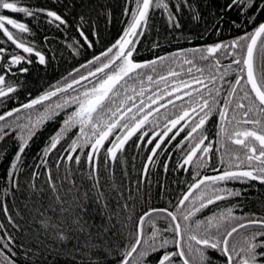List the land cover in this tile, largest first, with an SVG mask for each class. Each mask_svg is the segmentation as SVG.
Instances as JSON below:
<instances>
[{"label": "trees", "instance_id": "1", "mask_svg": "<svg viewBox=\"0 0 264 264\" xmlns=\"http://www.w3.org/2000/svg\"><path fill=\"white\" fill-rule=\"evenodd\" d=\"M143 1L21 0L29 9L25 21L39 24L47 63L26 77L0 115L68 81L71 86L0 122V264H122L150 211L125 264H264V191L238 181L230 190L201 186L182 204L196 171L177 163L194 143L184 153L174 151L168 164L155 152L145 169L153 147L147 137L111 157L112 130L106 131L134 104L123 122L139 119L151 86L160 87L169 72L175 79L187 78L192 66L210 72L215 99L227 98L237 74L217 62L206 67L208 58L243 59L264 21V0H152L129 47L133 60L151 62L125 75L94 112L85 113L101 81L124 73V57L97 68L118 54ZM253 66L264 89V33ZM161 118L162 111L144 129ZM101 134L107 142L96 153L97 146L91 148Z\"/></svg>", "mask_w": 264, "mask_h": 264}, {"label": "flooded vegetation", "instance_id": "2", "mask_svg": "<svg viewBox=\"0 0 264 264\" xmlns=\"http://www.w3.org/2000/svg\"><path fill=\"white\" fill-rule=\"evenodd\" d=\"M27 12L29 9L22 6L21 0H0V95L3 93L0 96V108L8 107L13 103L11 101L21 90V85L26 77L40 65L45 66L47 63V56L39 44L40 35L36 28L39 24L35 22L30 27L23 18ZM46 13L50 15L52 12ZM216 47L210 48V51ZM231 52L229 53L231 54ZM245 57L246 54L242 60L240 58L229 60L230 57H226L221 61L218 57L208 58L210 63L206 67H214L213 62H217L220 67L225 70H234L232 73L237 74L228 97L221 100L218 97L215 99L212 87L216 85V82L214 78L210 77L212 75L210 72L196 73V68L192 66L189 67L191 73L186 76L187 78L175 79L176 72L166 73L160 87L156 89L151 86V91L146 96L148 103L145 108L147 111L139 119L131 123L123 122L128 113L134 109V104L120 110V114L113 123L107 124L106 131L110 128L112 130V144L108 145V150L110 151L138 120L158 106L165 104L164 107L153 113L144 122V125L161 111L163 118L150 124L146 129L143 125L128 143L135 138H139L140 141L147 137L148 142L153 144L152 150L158 145L156 152L159 151L161 155L166 156L167 164L174 151L184 153L188 145L194 143L177 164L184 170L192 168L193 171H196V182L202 178L215 177L203 181L199 187L213 189L221 185L222 190H230L231 185L238 181L245 188L264 191V104L258 100L251 88ZM200 68L197 67L198 71ZM98 71L99 68H97ZM253 71L257 84L264 94V89L255 75L254 66ZM82 76H88V74ZM201 76L208 77L201 78ZM85 81L82 80L84 84L87 83ZM69 83L70 81L66 82L64 87L53 88L27 103L9 108L1 115L10 111L14 113L26 106L48 100L57 92L69 90L68 88L71 86ZM82 85L83 83L79 86ZM19 102L21 101L18 100L17 103ZM216 103H219V107ZM85 107L86 105L83 107L84 110ZM129 108L131 110L119 119L120 115ZM103 134L99 136L102 137V146L107 142ZM113 134L118 137L115 139ZM197 146L196 156L188 164L187 156ZM233 171L246 172L247 176L217 177V175ZM198 194L197 192L196 196ZM219 196L222 195L211 200L214 201ZM198 199L197 201L200 203L202 198L198 197ZM208 200L203 202L204 205L210 203Z\"/></svg>", "mask_w": 264, "mask_h": 264}, {"label": "water", "instance_id": "3", "mask_svg": "<svg viewBox=\"0 0 264 264\" xmlns=\"http://www.w3.org/2000/svg\"><path fill=\"white\" fill-rule=\"evenodd\" d=\"M152 0H144L142 3V6L137 14L136 19L134 20L131 28L129 29V32L126 36V38H124L122 40V42L119 45V50H118V54L114 57V59L107 63L105 66L101 67L99 70H103L106 69L108 67H110L112 64H114L116 61H118L121 58H125L126 61V67L124 70V73L121 75H111L109 77H107L99 86H98V93L96 95H94L92 98L89 99V101L86 104L85 107V112L86 113H92L96 110V108L102 104L111 94L112 90L121 82V80L124 78L125 75H128L132 72H135L136 70H138L139 68L145 66L146 64L150 63L151 61H141V62H137L135 60H133L132 58V51H129V47L131 46L137 32L139 31L141 25L143 24L144 20L146 19V16L149 12L150 6H151ZM53 18L58 19V20H62L61 17L59 15H57L56 13H51L50 14ZM264 33V21L259 25V27L256 29V31L254 32V34L252 35L249 44H248V48H247V52H246V57H245V64L247 67V75H248V80L250 82L251 88L253 90V92L255 93L256 97L258 98V100L264 104V94L262 93V91L260 90V87L257 84V81L255 79L254 76V71H253V59H254V53H255V49L256 46L258 44V41L260 40L262 34ZM43 58V56H41ZM3 94V93H2ZM1 94V95H2ZM0 95V96H1ZM165 104L158 106L157 108H155L153 111H151L150 113L146 114L144 117H142L140 120H138L127 132L126 134L114 145V147L110 150V156L111 157H115V155L118 153V151L123 148L128 141L136 134L140 131V129L142 128V126L144 125V122L156 111L160 110L162 107H164ZM131 108H129L128 110H126L125 112H123L119 119H121L128 111H130ZM11 114H13V111L7 112L3 115L0 116V121L6 119L7 117H9ZM118 119V120H119ZM97 146V150L96 153L99 152L100 148L102 147V137H99L92 145L91 150H93L95 147ZM158 145L154 147V149L152 150V152L150 153L146 165H145V169H147V167L149 166V163L154 155V153L156 152ZM198 146L195 147L187 156V162L188 164H190V162L194 159V157L196 156V152H197ZM237 175H241V176H247L246 172L243 171H233V172H228L225 173L223 175H217V177L220 176H237ZM215 177H206V178H202L201 180L197 181L196 183H194L190 189L186 192V194L183 196L181 203L183 204L191 195L192 193L196 190L197 187L200 186V184L203 181L206 180H211L214 179ZM154 211V210H152ZM151 212V211H150ZM148 212V213H150ZM146 213V214H148ZM145 214V215H146ZM142 216V218L139 221V236H138V240L136 245L134 246V248L130 251V253L128 254V256L126 257L125 261L122 264H125L130 257L133 255V253L136 251V249L138 248L140 241H141V224H142V220L144 218V216ZM176 224H177V229H178V249H179V253L180 252V248H179V243H180V238H181V229L180 226L178 224V221L176 218H174ZM241 225H239L238 227L234 228L233 230H231L228 235L226 236V239L224 241V245L226 243V240L228 239L229 235L236 229H238ZM202 245L207 244L206 241H199ZM229 264H231V260L229 261Z\"/></svg>", "mask_w": 264, "mask_h": 264}, {"label": "bare ground", "instance_id": "4", "mask_svg": "<svg viewBox=\"0 0 264 264\" xmlns=\"http://www.w3.org/2000/svg\"><path fill=\"white\" fill-rule=\"evenodd\" d=\"M258 42H259V41H258ZM212 47H213V46H211L210 48H212ZM256 47H257V46H256ZM247 48H248V47H247ZM83 78L85 79V77H83ZM186 192H187V191H186ZM185 194H186V193H185ZM185 194H184V195H185ZM184 195H183V196H184ZM182 198H183V197H182ZM243 224H245V223H243ZM243 224H241V226H242Z\"/></svg>", "mask_w": 264, "mask_h": 264}, {"label": "rangeland", "instance_id": "5", "mask_svg": "<svg viewBox=\"0 0 264 264\" xmlns=\"http://www.w3.org/2000/svg\"><path fill=\"white\" fill-rule=\"evenodd\" d=\"M214 47V46H213Z\"/></svg>", "mask_w": 264, "mask_h": 264}]
</instances>
